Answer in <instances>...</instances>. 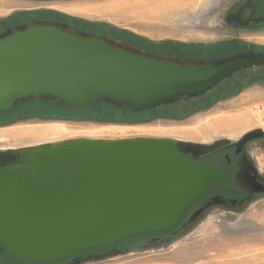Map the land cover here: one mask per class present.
Here are the masks:
<instances>
[{
  "label": "water",
  "instance_id": "water-1",
  "mask_svg": "<svg viewBox=\"0 0 264 264\" xmlns=\"http://www.w3.org/2000/svg\"><path fill=\"white\" fill-rule=\"evenodd\" d=\"M263 64L258 52L177 61L58 22L28 23L0 34V112L29 97L76 106L104 100L140 111L204 94L235 71ZM263 134L246 131L239 143ZM182 143L74 136L0 149L25 163L0 168V244L9 254L53 262L100 246L109 247L100 257L115 254L120 239L167 229L225 181L220 166L183 155Z\"/></svg>",
  "mask_w": 264,
  "mask_h": 264
},
{
  "label": "rangeland",
  "instance_id": "rangeland-1",
  "mask_svg": "<svg viewBox=\"0 0 264 264\" xmlns=\"http://www.w3.org/2000/svg\"><path fill=\"white\" fill-rule=\"evenodd\" d=\"M112 1L69 0L65 3L58 1L40 3L37 0L31 2L0 0V16L7 14L14 7L42 4L60 10L70 7L65 10L67 14H74V17L93 24L88 26L80 24V26L70 22L75 28L88 35L100 34L110 43L144 54H152L151 46L145 41L211 43L227 40L232 36L223 17L226 0H187V4L177 0H141V3L139 0H128V6L123 9L133 12L135 16L144 20H160L182 12L188 14L185 17L180 16V22L168 21L167 24L154 29H146L148 24L142 21L136 22L114 16L105 9V6L110 5ZM133 35L137 37H132ZM243 39L264 42V30L256 37L246 35ZM216 51L218 50L213 52ZM229 51L230 49L223 48L218 53ZM247 82L249 84L243 87V83L237 92L230 95L228 91L220 96L215 95V98L206 103L201 102L203 96L194 97L189 102H199L190 110H184L185 103L181 99L185 97H181L172 104L160 106L156 112L152 111L146 116L145 114H131L130 117L128 115L126 118L129 120L70 117L57 108L51 109L48 106L46 108L49 101L22 100L14 105L15 109L6 113V116L11 117L9 121L20 120L0 127V145L25 146L45 142L42 139L48 136L68 138L75 135L170 136L203 143L223 138L235 140L246 131L256 128L264 130V82L258 80ZM142 118L155 119L143 122L148 120ZM23 124L28 125L16 126ZM118 128L125 131L119 132ZM41 129L53 134L42 137L32 136L31 132ZM18 132H21L20 137L16 136ZM57 139L61 138L54 140ZM248 147L257 166L264 171V142L255 140L250 142ZM143 236L129 235L116 242L115 248L119 252L102 257L98 254L87 255L78 258L76 264H264V195L257 196L237 211L218 207L209 209L191 227L164 241L143 245L145 240L140 241Z\"/></svg>",
  "mask_w": 264,
  "mask_h": 264
},
{
  "label": "flooded vegetation",
  "instance_id": "flooded-vegetation-1",
  "mask_svg": "<svg viewBox=\"0 0 264 264\" xmlns=\"http://www.w3.org/2000/svg\"><path fill=\"white\" fill-rule=\"evenodd\" d=\"M21 1L26 2V0ZM29 1L31 2L33 0ZM37 1L40 3L52 1L65 3L69 0ZM68 8L63 9L67 11ZM71 17L74 16L71 14L69 15V13L67 14L63 10L52 8L45 4L29 7H14L11 8L10 12H8L7 14L0 16V34L5 33L13 28H19L21 25H26L28 23L58 22L59 24L64 25L69 29L80 30L78 28H75V26H72V24L70 23L72 21ZM223 17L225 19L228 31L232 34L230 39L219 40L211 43H184L183 48L189 52L180 55H153L177 61H201L217 59L236 53H264V42L247 41L243 39L246 38V35L247 37H256V35H259L261 32H263L264 0H226V7L223 13ZM112 44L119 45L116 43ZM223 48H228L230 49V51L223 54L218 53L219 50ZM132 49L136 48L132 47ZM217 49L218 51L213 52ZM255 80L264 82V64L235 71L230 77L223 79L217 85L213 86L210 90L206 91L204 94L196 96L195 98L203 96L204 99L201 100V102L206 103L210 99L215 98V95L220 96L230 90H235V88L242 86L243 83V87H245V85L249 84L247 81L253 82ZM192 98L193 97H185L181 99V101H184L185 103L184 110H190L197 106L199 101L189 102V100H191ZM156 109V107L153 108V111L156 112ZM9 118L11 117L6 116V112H0V127L20 120L16 119L9 121ZM153 119L143 122H150ZM25 125L23 124L16 126ZM56 138L64 137L48 136V138L42 140H54ZM239 138L235 140H216L210 143L182 139L183 141H185V144L182 143L179 150L183 155L188 158H192L197 162H210L220 166L224 172L225 181L214 188L202 192L188 205L185 211L180 215L179 219L167 229L156 232L139 233L141 235H144L140 239V241L145 240V242L142 243L143 245L148 243L154 244L159 241H164L167 238L169 239L174 235H178L181 231L188 229L195 222H197L209 209L218 207L237 211L244 208L257 196L264 195V171H262V169L257 166L248 147L249 143L255 140L264 142V134L260 137L249 139L243 143H239ZM14 147L0 145V149H11ZM21 158L22 156L17 152L14 153L9 150L6 152H0V168L5 169L22 167L25 165V163L20 161ZM195 213L196 215H194ZM108 249L109 247L107 246V248L100 251L89 252L86 250H82L80 252H83L84 254L80 257H77V255L80 253L77 252L66 258L59 259L53 262H38L9 254L7 250L0 244V264H63L66 262H72L75 259L82 258L87 255H97L107 251Z\"/></svg>",
  "mask_w": 264,
  "mask_h": 264
},
{
  "label": "trees",
  "instance_id": "trees-1",
  "mask_svg": "<svg viewBox=\"0 0 264 264\" xmlns=\"http://www.w3.org/2000/svg\"><path fill=\"white\" fill-rule=\"evenodd\" d=\"M71 22L72 24L75 25H93L92 22H87L84 21L81 18H77V17H71ZM80 25V26H81ZM99 27H102L100 25H98ZM77 28V27H76ZM110 30H112L110 28ZM132 37H137L135 35H133ZM149 43V45L151 46V52L152 54H184V53H188L189 51L185 50L183 48L184 43L183 42H177V41H162V42H158V43H153V42H147ZM218 50V49H217ZM223 50V49H221ZM241 86L235 88V90H230V92L228 94H233L235 92H237L240 89ZM194 98V97H193ZM33 99H39V100H43V101H49L46 104V108L48 106V108L50 107L51 109H58V111L63 112L65 114H68L70 117H77V118H83V119H95V120H104V119H113V120H120V119H127L126 117L131 114H151V112L153 111V108H148V109H143L140 111H134L131 107L129 106H121L122 104H113L104 100H99L98 102L94 103V104H90V105H86V106H76V105H70V104H66L64 102H62L61 100L58 99H54V98H34V97H29L27 100H33ZM34 107H37V105H33ZM163 106V105H160ZM160 106L156 107L159 108ZM32 107V106H30ZM14 108L7 110V111H2V112H11ZM155 114V113H152ZM72 115V116H71ZM158 115V114H156ZM155 116V115H154ZM152 116V117H154ZM143 120H149L151 118H142ZM129 120V119H127ZM117 244V243H116ZM107 248V246H100V247H94V248H88L86 249V251H100Z\"/></svg>",
  "mask_w": 264,
  "mask_h": 264
},
{
  "label": "crops",
  "instance_id": "crops-1",
  "mask_svg": "<svg viewBox=\"0 0 264 264\" xmlns=\"http://www.w3.org/2000/svg\"><path fill=\"white\" fill-rule=\"evenodd\" d=\"M132 1H136V0H132ZM139 1L141 3V0H139ZM177 1L179 2L180 0H177ZM182 1H184L185 3L187 2V0H182ZM128 3H129L128 0H113L110 5L105 6L106 7L105 9L108 12L112 13L114 16L128 18V19H131V20H135L136 22L137 21L145 22V23L148 24L147 25L148 27H146V29H154L156 27L162 26L166 22L168 23V21L176 20V21L180 22V20H181L180 16H184L185 17V16L188 15L186 13L182 14L183 13L182 12L181 14L171 15L170 17H164V18H162L160 20H156V19H154V20H146L145 19L144 20V19H140L139 17L135 16L133 12H130V11L127 12V11H125L123 9V7H125V6L127 7L128 6ZM76 9H78V8H76ZM131 9H133V8H131ZM63 11H65V10H63ZM173 18H176V19H173Z\"/></svg>",
  "mask_w": 264,
  "mask_h": 264
},
{
  "label": "bare ground",
  "instance_id": "bare-ground-1",
  "mask_svg": "<svg viewBox=\"0 0 264 264\" xmlns=\"http://www.w3.org/2000/svg\"><path fill=\"white\" fill-rule=\"evenodd\" d=\"M180 1H182V0H180ZM243 117H248V116H243ZM118 129H120V128H118ZM123 131H125V130H123V129H120L119 130V132H123ZM106 132V131H105ZM111 133L110 134H112V131H110ZM115 132V131H114ZM32 133V136H34V137H39V136H45V135H48V134H53V132H50V131H48V130H45V129H41V130H39V131H37V132H31ZM109 133V132H108ZM117 133V132H116ZM19 135V136H18ZM20 135H21V132H18V134H17V136L18 137H20Z\"/></svg>",
  "mask_w": 264,
  "mask_h": 264
}]
</instances>
